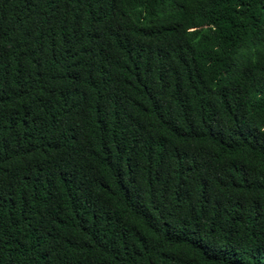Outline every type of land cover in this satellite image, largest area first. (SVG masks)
<instances>
[{"label":"trees","instance_id":"trees-1","mask_svg":"<svg viewBox=\"0 0 264 264\" xmlns=\"http://www.w3.org/2000/svg\"><path fill=\"white\" fill-rule=\"evenodd\" d=\"M0 264H264V0H0Z\"/></svg>","mask_w":264,"mask_h":264}]
</instances>
